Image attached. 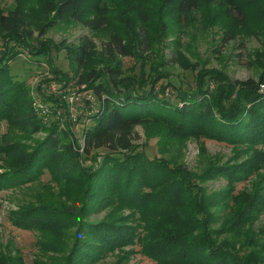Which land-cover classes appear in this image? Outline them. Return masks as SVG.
Instances as JSON below:
<instances>
[{"label":"rangeland","instance_id":"rangeland-1","mask_svg":"<svg viewBox=\"0 0 264 264\" xmlns=\"http://www.w3.org/2000/svg\"><path fill=\"white\" fill-rule=\"evenodd\" d=\"M65 1L0 0V8L7 16L17 11L25 23L14 33H0V62L9 65L10 74L22 86L45 127L41 132L27 131L15 114H11L12 119L0 122V145L13 143L15 149L11 155H0V173L21 165L16 153H31L46 141L51 128L57 131L61 150L72 145L79 153L77 160L81 168L74 166L75 171L65 177L55 160L46 157L44 162L48 160L49 168H45L36 181L0 192V264L2 257L13 261L10 264H66L83 234H79L83 222L120 223L119 219L130 215L128 218L133 224L134 219L142 223L137 233L149 239H153L157 231V235H163L160 228L150 226L151 220L146 224L139 213L126 206H104L112 198L102 187H95L89 196L85 195L88 181L84 171L98 168L105 153L125 157L140 152L151 161H163L174 169L156 174L151 181L155 195L169 187L179 170L191 174L185 191L179 192L178 206L172 205L166 216L168 223L156 222L157 225L162 223L163 228L171 225V220L188 217L187 212L191 217L197 215L186 203L189 194H196L197 189H202L207 196L226 191L227 181L222 177L202 180L205 172L240 164L253 156L249 149L206 136H182L169 125L154 120L134 128L131 148L112 151L103 147L87 156L84 132L94 124L93 116L101 100L89 89V84L82 81L116 59L123 80H134V84L148 90L162 89L165 99L179 107L183 106L180 94L198 93L200 88L208 90L211 95L206 105H210L225 79L233 83L249 79L258 82L264 76V0L242 1L245 14L241 25L226 15V6L200 1L189 26L181 22L171 0H86L82 17L94 20L98 24L95 29L73 20L70 14L60 17L58 9ZM224 3L227 5L226 0ZM142 26L147 30L149 48L140 36ZM114 37L124 42L129 54L121 55L114 50L115 56H111L105 51ZM84 47L89 53L81 66L79 57ZM236 92L226 102V110L237 105ZM22 102L25 104L23 97ZM63 161L57 163L65 167L67 156ZM257 188L264 192V163L248 180L234 186L236 202L231 200L228 208L223 206L228 212L210 227L218 233L219 243L233 239L241 255L254 252L264 257V211H258L264 205V196L260 194L262 201L247 216L248 221L241 220L235 232L228 233L231 224L238 222L240 213L253 200ZM46 208L54 215L40 222L39 217L43 216L36 209ZM32 210L37 216L32 223L37 226L18 225V217ZM57 211L67 214L58 215ZM212 211L220 216L224 214L218 206ZM158 217V214L153 215V218ZM83 236L88 240L85 234ZM104 255L94 264H157L144 254L139 243L115 247Z\"/></svg>","mask_w":264,"mask_h":264},{"label":"trees","instance_id":"trees-1","mask_svg":"<svg viewBox=\"0 0 264 264\" xmlns=\"http://www.w3.org/2000/svg\"><path fill=\"white\" fill-rule=\"evenodd\" d=\"M85 1L66 0L58 9L59 16L63 18L70 14L73 20L95 29L98 24L94 20H85L82 17ZM200 1H205L209 5L219 3L226 6V15L234 18L238 25L243 23L245 14L242 7L243 0H226L227 5L224 0H171L176 5L181 22L188 26L192 14L200 7ZM235 15L237 17H234ZM24 25L21 13L16 11L7 16L0 8V33H14ZM139 32L149 48L146 28L142 26ZM114 50L121 55L129 54L119 37L112 38L105 47V51L111 56H115ZM88 53L86 47L81 49V57H79L81 66H84ZM115 61L116 59L105 69L94 72L82 81L89 84V89L100 97L102 104L93 116L94 124L84 132L85 155L89 156L93 150L103 147L112 151L131 148L134 128L147 120H154L169 125L182 136H206L229 145L249 149L253 156L243 163L216 167L205 172L201 176L202 180L222 177L227 181L226 191L215 196H207L202 189H197L196 194H189L186 201L197 215L191 217L190 212H187L188 217L175 222L171 220V225L163 228V224L168 223V220L166 222L165 220L171 212L172 205L178 206L181 197L179 192L185 188L191 174L183 169L179 170L173 175L174 179L169 187L155 195L156 191H153L155 187L151 181L156 174L171 172L174 169H170L165 162L162 163L163 161H151L140 152L125 157L105 153L103 162L98 168L84 169L88 181L85 195L89 196L90 191L95 187H102L105 192H110L109 198H112L104 206L110 204L115 207L126 206L139 213L146 224L151 220L150 226L160 228L158 230L163 231V235H157L159 233L157 231L155 237L149 239L137 233L138 227L139 229L143 227L142 223H137L133 217L135 223L133 224L132 219L128 218L130 215L119 219L120 223L84 224L83 222L79 227V234H85L89 241L84 239L82 234L66 259V264H94L113 248L134 246L136 243L141 244L144 254L155 260L157 264H264V257L260 256V253L251 252L246 256L241 255L233 239L219 243L218 233L215 234V230L210 227L224 218L225 211L228 212L223 206L228 208L231 200L236 202L234 186L248 180L264 163V90L260 88V84H264V76L258 82L252 79L234 83L228 79L221 80L224 86L215 91L214 102L210 105H206L207 98L211 95L208 90H200V88L198 93L180 94L183 106L179 107L165 99V91L162 89L148 90L142 85L134 84V80L121 79L122 69ZM8 66L0 62V122L12 119L11 114H15L17 121L21 122L27 131L45 130L43 120L28 101L27 95H24L22 86L16 83V79L10 74ZM234 92H236L237 105L226 110L225 104ZM22 97L25 104L21 103ZM18 107L19 110L16 109ZM59 142L57 131L51 128L46 141L40 143L31 153H16L22 163L10 171L0 173V192L36 181L43 174V170L49 168L48 160L44 162L46 157L55 160L57 168L59 167V171L65 177L75 171L74 166L81 169L77 160L79 153L72 148V145H67L61 150ZM14 152L13 143L0 145V155H11ZM66 156L68 162L63 163L65 167L59 165L57 161H63ZM258 189L260 188L255 191L253 200L240 213L238 222L231 224L228 229L229 234L235 232L241 220L248 221L247 216L259 206L258 203L262 201L259 200V196L260 194L264 196V192ZM193 191L195 192V189ZM215 206L221 207L224 212L222 216L212 211ZM36 210L43 216L41 219L39 217L40 222H45L50 215H54L47 208ZM258 211L260 213L264 211V205ZM235 212L237 213L238 210ZM57 214L65 215L67 212L57 211ZM156 214L159 217L153 218ZM18 218L20 219H17L20 222L17 223L18 225L23 223L29 226L37 216H34L32 210ZM158 220L163 224L157 225ZM33 226L37 225L33 224ZM222 232L223 229L220 230V234ZM10 262L13 261L2 257V264H10Z\"/></svg>","mask_w":264,"mask_h":264},{"label":"built area","instance_id":"built-area-1","mask_svg":"<svg viewBox=\"0 0 264 264\" xmlns=\"http://www.w3.org/2000/svg\"><path fill=\"white\" fill-rule=\"evenodd\" d=\"M261 90H264V84L261 86Z\"/></svg>","mask_w":264,"mask_h":264}]
</instances>
